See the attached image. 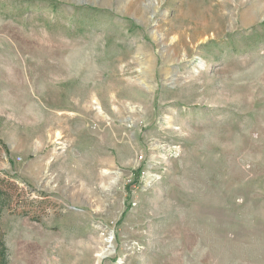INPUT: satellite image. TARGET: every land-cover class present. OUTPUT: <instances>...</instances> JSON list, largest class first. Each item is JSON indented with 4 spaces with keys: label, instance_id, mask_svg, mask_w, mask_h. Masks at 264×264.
Segmentation results:
<instances>
[{
    "label": "rangeland",
    "instance_id": "374dc122",
    "mask_svg": "<svg viewBox=\"0 0 264 264\" xmlns=\"http://www.w3.org/2000/svg\"><path fill=\"white\" fill-rule=\"evenodd\" d=\"M0 264H264V0H0Z\"/></svg>",
    "mask_w": 264,
    "mask_h": 264
}]
</instances>
